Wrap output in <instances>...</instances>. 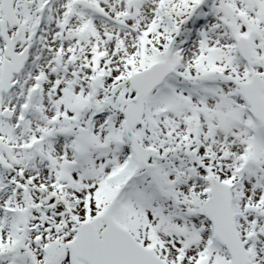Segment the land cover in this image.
I'll return each instance as SVG.
<instances>
[{
	"label": "snow or ice",
	"instance_id": "obj_1",
	"mask_svg": "<svg viewBox=\"0 0 264 264\" xmlns=\"http://www.w3.org/2000/svg\"><path fill=\"white\" fill-rule=\"evenodd\" d=\"M0 264H264V0H0Z\"/></svg>",
	"mask_w": 264,
	"mask_h": 264
}]
</instances>
